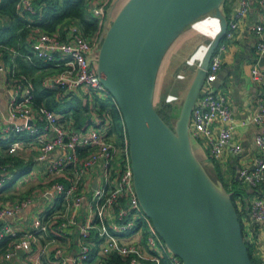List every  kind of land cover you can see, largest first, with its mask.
<instances>
[{
    "label": "built area",
    "instance_id": "built-area-1",
    "mask_svg": "<svg viewBox=\"0 0 264 264\" xmlns=\"http://www.w3.org/2000/svg\"><path fill=\"white\" fill-rule=\"evenodd\" d=\"M110 2L90 0L88 10L100 25L94 34L84 35L73 21L52 33L33 28L30 34L32 56L26 58L29 61L36 58L56 68L54 73L42 78L44 87L59 90L66 99L79 93L96 94L101 98L110 95L96 72L99 35L107 26L104 23L108 14L114 9L112 5L108 11ZM16 8L34 12L33 0H16ZM251 10L255 11V18L249 25V31L254 35L250 74L251 79L264 88V66L258 64L264 55V0H238L228 12L224 40L211 56L189 122L190 135L201 138L202 147L219 164L227 153L238 155L241 152V143L236 138L239 126L253 123L259 127L253 140L261 155L253 165L240 166L236 175L244 189L254 192L249 198L248 220L242 217V231L247 239L250 238L247 235L264 222V97L248 119L237 122L228 95L219 91L213 82L222 68L223 53ZM12 53L13 57L18 54ZM14 66L8 71L12 93L7 101V112L13 121L5 131L29 135L28 140L38 145L35 161L44 164L48 176L64 173L67 182L55 181L43 192L45 196L61 198L63 208L57 215L60 221L55 230H49L52 218L45 220L43 215L36 216L31 226L23 230L5 220L25 208L30 197L0 207V244L6 243L4 251L0 252V264L10 261L19 250L30 251L37 232L44 233L50 243L55 244L52 250L55 264H91L95 260V264H104L113 255H118L124 264H182L181 258L168 250L139 204L133 186L127 138L118 145L109 136L111 122L108 117L93 114L86 127L77 129L72 120L64 121L46 106L34 105L31 79L17 74ZM23 141L0 142L4 149L0 157L22 151ZM56 150L59 155L48 159ZM10 166V162L0 161V190L16 175L8 170ZM97 166L101 167V173L96 176L95 183H91L89 178ZM87 181L91 187L87 186ZM83 203L88 214L78 223V212ZM75 225H78V250L70 254L54 236ZM260 231L264 235V224ZM96 245L97 250L90 260L89 255ZM44 252L45 247L40 253ZM23 264L29 263L23 261Z\"/></svg>",
    "mask_w": 264,
    "mask_h": 264
},
{
    "label": "water",
    "instance_id": "water-1",
    "mask_svg": "<svg viewBox=\"0 0 264 264\" xmlns=\"http://www.w3.org/2000/svg\"><path fill=\"white\" fill-rule=\"evenodd\" d=\"M223 1L126 0L98 39L96 72L125 125L137 199L182 264H254L230 194L195 155L189 129L211 56L227 29ZM209 13L219 28L170 126L153 103L160 64L185 29ZM258 64L264 66V55ZM226 75L222 68L214 85Z\"/></svg>",
    "mask_w": 264,
    "mask_h": 264
},
{
    "label": "crops",
    "instance_id": "crops-1",
    "mask_svg": "<svg viewBox=\"0 0 264 264\" xmlns=\"http://www.w3.org/2000/svg\"><path fill=\"white\" fill-rule=\"evenodd\" d=\"M120 0H114L112 3L115 6ZM238 2V0H237ZM234 5L226 3L225 7L229 12L234 8ZM111 14V13H110ZM205 15L192 24H190L184 31V33L178 38L176 42H179L176 46L174 55L181 56L180 70L176 74L177 81H170L177 93L176 96L168 91L167 98L164 97L159 103L164 100H179L181 96L178 95L180 90H187L190 82L192 81L197 66H194L196 61H200L207 45L210 43L215 33L218 30V20L212 17V15ZM255 18V11L251 10L250 14L240 24L235 37L229 42L226 51L222 57V68L227 70V75L218 87L221 91H224L228 95L229 103L232 107L233 116L237 122L243 119H248L258 108V103L264 97V88L260 87L251 79V66L253 62V45L254 35L249 31V25ZM6 25V18L0 17V26ZM210 39V40H209ZM31 35L27 34L25 41L30 46ZM17 49V48H15ZM9 51V50H8ZM13 51L10 50V60L15 65L16 56L13 57ZM0 53V137L6 139L10 136L11 132H6L5 129L13 121L7 112V101L12 93V82L9 77L10 66L8 64V56ZM8 54V55H7ZM21 55L18 52L17 56ZM171 53V58L174 57ZM21 60V59H20ZM199 65V64H198ZM221 68V69H222ZM183 71V73H179ZM185 71V72H184ZM86 127V126H85ZM81 127L80 129H82ZM259 130L256 124L249 123L246 126H239L236 138L240 141L242 149L238 155H231L227 153L225 160H222V164L228 170L231 167L243 165H253L257 157H260L261 153L254 144V134ZM25 135V134H24ZM22 151L17 152L13 156H16L19 161L23 163H30L28 171L19 177L13 179V177L7 182L6 185L0 190V207L4 204H10L23 197H30V202L22 210L16 212L12 216L5 218L6 221L15 225V227L23 230L31 226L32 220L39 215H43L46 210L53 207L57 196H45L43 194L53 182L61 181L66 183L64 173L59 172L54 175L48 176L44 171V164L35 161V156L38 153V145L34 141L23 139ZM199 154H203V150L198 146ZM4 152L3 147L0 145V154ZM59 150H56L49 154L48 159H53L59 155ZM6 156V155H5ZM9 156V155H7ZM27 161V162H26ZM20 166L8 167L10 172L15 173ZM101 173V167L97 166V169L91 174L89 181L95 183L96 176ZM87 186L91 187V184L87 181ZM264 194V191L262 192ZM62 211L55 210L52 212L49 222V230H55L56 225L54 223L59 219L57 215ZM88 214L87 206L83 203L78 212V223L84 221ZM248 220V211L245 213ZM60 221V219H59ZM264 224L261 223V225ZM261 225H257L255 230H252V234L247 235L249 243L252 245L253 256L257 259L258 263H264V235L260 231ZM250 233V231H249ZM56 241L61 245L68 253L73 254L78 250V225L70 227L65 233H59L54 236ZM55 244L50 243L48 237L41 232L35 234V240L32 243L30 251L19 250L17 254L7 262L2 264H23V261H27L29 264H55L52 262V250ZM45 247V252L40 253L41 249ZM4 251L0 247V252ZM96 262V260H95ZM95 262L91 264H95Z\"/></svg>",
    "mask_w": 264,
    "mask_h": 264
},
{
    "label": "trees",
    "instance_id": "trees-1",
    "mask_svg": "<svg viewBox=\"0 0 264 264\" xmlns=\"http://www.w3.org/2000/svg\"><path fill=\"white\" fill-rule=\"evenodd\" d=\"M113 1L114 0H111L109 7H112ZM89 2L90 0H33L34 12H31L27 9L18 10L16 8V0H0V17L6 18V25L0 26V53L3 54V56L5 55V58L6 53H10V50L12 49L21 53V55L14 58L16 62L14 68L17 74L24 75L31 79L33 83L34 105L46 106L47 108L57 112L64 121H68L69 119L72 120V125L77 129L87 126V124L90 123V117L93 114H97L100 117H108L111 122L108 134L113 137L114 141L118 145H120L123 143L124 139L127 138V135L121 113L111 94L105 98H101L96 94L79 93L77 95H72L69 99H66L59 90L49 89L41 84L42 78L45 75L54 73L56 68L49 64L42 63L36 58H33L31 61L26 58L28 56H32V51L30 46L26 43L25 38L27 34H31L33 28H40L47 33H52L59 30L63 25H65V23L73 21L79 25L84 35L94 34L100 28V25L98 19L91 15L88 10ZM226 2L227 0L222 2L221 9L227 19L228 11L225 7ZM114 9H116V6H114ZM114 12L115 10L113 13ZM113 13L111 12V14H108L107 21L104 25L110 24L113 18ZM223 40L224 37L219 43ZM10 56L11 53L8 56V64L12 67L13 62L10 60ZM182 101L183 100H181V103ZM153 103L156 111L163 118V120L172 126L173 121H175L179 114L181 104L175 105L172 100H164L158 104L155 100H153ZM28 137L29 135L26 133L11 132L10 136L6 139H1L0 137V142H12L14 140H21ZM199 141V137L191 135L193 151L194 147L197 148V146H199L204 152L203 154H200L201 157H199L194 151L195 155L203 163L207 172L213 178L219 179L229 192L236 207L241 227L244 229L242 217L245 216V213L249 209V198L254 192L251 189H244L238 182L236 178L238 166L230 168L232 169V172L230 173L229 181V178H227L229 176H225V174L222 173L219 163L215 161L212 156H210L208 150L203 148ZM0 161L4 164L10 162L11 166H20L18 167L16 175L13 179L26 173L30 167V163H23L13 155L2 156L0 157ZM238 201H240L239 204ZM62 208L61 198L59 197L55 201L54 206L43 213L44 219H49L50 221L52 212L55 210H61ZM58 223L59 219H57L54 225H57ZM244 240L251 260L254 264H259L257 259L253 256L252 245L249 243L246 235H244ZM0 247L4 249L6 247V243L0 244ZM96 250L97 245L89 255L90 260L93 258ZM124 263L125 262L118 255H113L111 259L104 264Z\"/></svg>",
    "mask_w": 264,
    "mask_h": 264
},
{
    "label": "rangeland",
    "instance_id": "rangeland-1",
    "mask_svg": "<svg viewBox=\"0 0 264 264\" xmlns=\"http://www.w3.org/2000/svg\"><path fill=\"white\" fill-rule=\"evenodd\" d=\"M118 0H116L117 3ZM126 0H120L119 3L116 5V9H113V11L115 10V12L119 9V7L125 2ZM229 1V3H228ZM114 2V1H113ZM237 2V0H227L226 3L230 4V5H234ZM109 7V11H110ZM115 14V13H114ZM209 17H211V14H207ZM178 40V39H177ZM176 40V41H177ZM210 40V39H209ZM174 42L172 44V46L170 47V49L167 51V53L165 54L160 67H159V71L157 74V79H156V85H155V93H154V100L157 102V104L161 101V99L164 97L165 92L168 91L169 93H172L176 96V92L175 89L173 88V85L170 81L173 80V83L176 82H180L181 81H177L178 77H176V74L178 73V71L180 70V66H181V56L180 55H174L176 52L175 49L177 48V44L179 42ZM171 53H173L174 57L171 58ZM200 61H196L194 66H198ZM185 72V71H184ZM179 73H183V71H180ZM219 91H221V89L218 88ZM186 93V90L183 92V90H180V92L178 93L180 97L179 100H176L174 103L175 105H180L181 104V100H183L184 95ZM169 94L165 95V98H167ZM182 98V99H181ZM178 107V106H177ZM181 107V106H180ZM174 124V121H173ZM172 124V126H173ZM200 144L202 145V141L200 138ZM194 151L196 152V154L201 157V155L199 154L198 151V146L197 148L194 147ZM222 173L225 174V176H229L227 178H230V173L232 172V169H228L226 170V168L224 167V165L222 163L219 164ZM225 171V172H223ZM169 250V249H168ZM170 251V250H169ZM171 253L173 254V252L171 251Z\"/></svg>",
    "mask_w": 264,
    "mask_h": 264
}]
</instances>
